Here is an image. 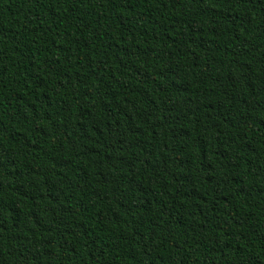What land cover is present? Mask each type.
I'll return each mask as SVG.
<instances>
[{"label":"trees","instance_id":"trees-1","mask_svg":"<svg viewBox=\"0 0 264 264\" xmlns=\"http://www.w3.org/2000/svg\"><path fill=\"white\" fill-rule=\"evenodd\" d=\"M0 264H264V0H0Z\"/></svg>","mask_w":264,"mask_h":264}]
</instances>
